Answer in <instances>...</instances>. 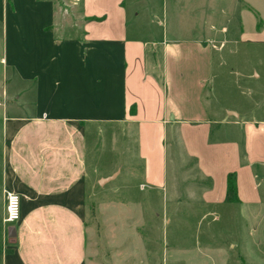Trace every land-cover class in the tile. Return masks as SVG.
<instances>
[{"label": "crops", "instance_id": "obj_1", "mask_svg": "<svg viewBox=\"0 0 264 264\" xmlns=\"http://www.w3.org/2000/svg\"><path fill=\"white\" fill-rule=\"evenodd\" d=\"M125 1L79 0L82 30L42 50V105L27 118H11L0 146V264H87V199L95 187L85 120L136 126L141 190H171L183 199L185 185L200 188L205 215L217 220L225 204L251 220L264 205V117L230 108L221 117L207 86L212 48L199 39L146 41L140 26L129 27ZM100 20L113 26L96 34ZM224 128L236 134H222ZM231 173L237 202L228 200ZM5 190L21 196L15 224L4 222Z\"/></svg>", "mask_w": 264, "mask_h": 264}, {"label": "rangeland", "instance_id": "obj_2", "mask_svg": "<svg viewBox=\"0 0 264 264\" xmlns=\"http://www.w3.org/2000/svg\"><path fill=\"white\" fill-rule=\"evenodd\" d=\"M85 1L90 0L80 4ZM125 2L129 27L134 31L140 26L138 33L146 41L160 42L163 36L169 41L199 39L212 48L207 86L210 98L221 104V117L227 108L264 117V0ZM80 4L0 0V146L11 118H27L41 107L46 83L42 50L82 30ZM94 25L96 34L113 26L106 20ZM81 124L87 172L95 187L87 199V264H264V205L251 220L243 209L225 204L217 220L205 215L200 188L185 185L188 197L183 199L172 198L171 190L154 196L139 187L142 164L133 123ZM221 132L236 134L229 128ZM114 173L115 178L98 184ZM260 179L264 195V169Z\"/></svg>", "mask_w": 264, "mask_h": 264}, {"label": "built area", "instance_id": "obj_3", "mask_svg": "<svg viewBox=\"0 0 264 264\" xmlns=\"http://www.w3.org/2000/svg\"><path fill=\"white\" fill-rule=\"evenodd\" d=\"M6 211L4 222L15 224L21 219V196L11 190H5Z\"/></svg>", "mask_w": 264, "mask_h": 264}, {"label": "trees", "instance_id": "obj_4", "mask_svg": "<svg viewBox=\"0 0 264 264\" xmlns=\"http://www.w3.org/2000/svg\"><path fill=\"white\" fill-rule=\"evenodd\" d=\"M227 186H228V200L231 202L238 201V189H237V180L236 176L231 173L227 177Z\"/></svg>", "mask_w": 264, "mask_h": 264}, {"label": "water", "instance_id": "obj_5", "mask_svg": "<svg viewBox=\"0 0 264 264\" xmlns=\"http://www.w3.org/2000/svg\"><path fill=\"white\" fill-rule=\"evenodd\" d=\"M116 175H117V173H114L113 175H111V176H109V177H106V178H102V179H100L99 184H100V185H103L104 183H106V182L112 180L113 178H115Z\"/></svg>", "mask_w": 264, "mask_h": 264}]
</instances>
